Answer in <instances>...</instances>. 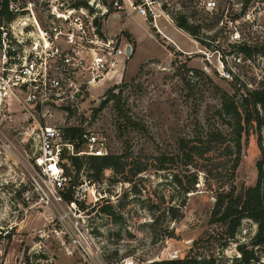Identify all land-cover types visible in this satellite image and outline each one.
Segmentation results:
<instances>
[{"label": "rangeland", "instance_id": "rangeland-1", "mask_svg": "<svg viewBox=\"0 0 264 264\" xmlns=\"http://www.w3.org/2000/svg\"><path fill=\"white\" fill-rule=\"evenodd\" d=\"M28 1L41 2L13 0L20 7ZM111 1L105 0L107 4ZM113 11L109 5L104 32L120 34L133 46L121 77L103 80L77 107L58 110L47 119L62 129L94 131L105 138L110 154L132 153L130 167H143L133 175L132 182H109L113 175L109 168L98 181L87 171L85 158L78 173L71 163L66 164L74 182L82 176L90 188L97 190L95 198L91 194L88 198V226L99 236L103 259L111 262L119 256L133 255L140 262L160 261L166 260L171 250L180 248L186 257L213 258L215 264H237L240 250L252 251L254 257L249 264H263L264 246L253 243L257 231L253 220L242 219L233 237L228 235L226 223L209 221L219 160L211 152L192 159L189 165L183 155L176 157L178 139L193 137L196 128L215 130L220 126L215 112L221 98L236 91L235 78H222L213 67L216 59L210 52L212 41L220 38L225 42L216 18L194 14L199 42L175 25L180 11L168 13L173 21L159 15L160 32L153 27L150 16L125 18L120 13V17H113ZM37 17L43 23V15L37 13ZM256 72L241 67L238 80L253 86L264 82V69L257 68ZM11 110L0 118V233L12 227L9 237L0 242V264H23L28 248L40 239L39 234L45 235L41 238L44 252L53 257L54 264H79L77 253L63 250L51 231L57 210L22 197L30 190L36 132L27 113L19 108ZM257 136L253 127L242 135L240 162L232 180L224 185L226 189L232 184L235 192L241 193L255 185L260 155ZM160 155L175 158L165 161V169H157L156 156ZM173 174L184 186L194 174L193 191L184 193L182 186L174 185ZM101 196L104 200L97 201ZM107 203L111 212L100 211ZM152 204H159L165 211L171 204L179 209L173 211L174 215L159 213L149 209Z\"/></svg>", "mask_w": 264, "mask_h": 264}, {"label": "built area", "instance_id": "built-area-1", "mask_svg": "<svg viewBox=\"0 0 264 264\" xmlns=\"http://www.w3.org/2000/svg\"><path fill=\"white\" fill-rule=\"evenodd\" d=\"M77 1L82 0L28 1L20 7L8 0V10L14 16L0 19V118L12 108H19L35 126L30 190L22 197L57 210L51 231L63 250L76 252L79 264H148L133 255L119 256L111 262L103 259L99 236L88 226V198L90 194L95 198L97 190L90 188L82 176L74 182L68 172L66 164L73 157L110 154L105 138L94 131L67 137L61 127L47 119L58 110L77 107L103 80L121 77L133 46L120 34L110 36L104 32L109 5L113 17H120V13L125 18L150 16L158 32L157 18L162 15L171 21L170 11H180L193 26L198 25L195 13L216 18L225 42L220 38L212 41L210 52L216 59L213 67L220 77L231 80L241 78V67L255 70V74L257 68L264 69V0H112L110 4L105 0H83L86 5H78ZM185 8L186 12L182 11ZM37 13L43 15V23ZM127 45L131 46L130 55L126 54ZM241 48L250 49L251 54L244 55ZM205 59L211 61L208 56ZM244 84L249 89L257 87ZM67 193L71 194L69 201ZM11 229L0 233L1 243ZM44 236L39 234L40 239L28 248L23 264H54L53 257L44 252ZM183 258L186 252L177 248L168 253L166 260Z\"/></svg>", "mask_w": 264, "mask_h": 264}, {"label": "trees", "instance_id": "trees-1", "mask_svg": "<svg viewBox=\"0 0 264 264\" xmlns=\"http://www.w3.org/2000/svg\"><path fill=\"white\" fill-rule=\"evenodd\" d=\"M8 3V0H0V19L10 20L14 16L8 10ZM76 4L86 5V2L82 0L77 1ZM174 23L178 28L201 42L197 34L198 25L188 24L182 15L176 18ZM241 49L244 55L251 54L250 49ZM234 81L236 82L235 86L237 85L236 91L231 95H223L220 106L215 112L220 126L215 130L196 128L193 137L178 139L176 157L177 155H183L184 158H187L186 164L189 165L192 159L200 158L202 155L211 152L219 160L217 170H215L218 185L214 188V202L210 210L209 221L211 223H226L227 233L230 237H233L241 220L244 218L251 219L257 224L253 243L264 246V82H259L256 88L249 89L237 78ZM249 127H253L258 134L257 142L260 155L256 161L257 178L254 186L244 188L241 193H238L235 192L232 184L228 189L224 185L229 183L235 175L241 156V138ZM63 130L67 137H73L81 132L75 127ZM84 158L87 163L85 166L87 171L98 181L103 180V173L108 168L113 172L109 182H132L133 175L143 170L141 166L132 169L130 167L132 153H124L120 155L73 157L71 165L76 173L84 166ZM174 158L173 155L168 157L165 155L156 156L157 169H165V161ZM206 173L211 174V170H207ZM73 181L75 180L73 179ZM171 181L176 186H182L184 193H188L193 191L196 177L192 174L191 179L188 180V184L185 186L177 174L171 176ZM65 198L69 201L71 194L67 193ZM102 199L104 200V198ZM167 207L165 211V208H161L159 204H152L149 209L159 213L172 212V215H174L173 211L179 206L175 207L171 204ZM99 209L105 213L111 212L109 203ZM253 257L252 251L240 250V257L236 258V261H238L237 264H249L250 259ZM148 264H215V260L213 258L186 257L177 260L152 261Z\"/></svg>", "mask_w": 264, "mask_h": 264}, {"label": "water", "instance_id": "water-1", "mask_svg": "<svg viewBox=\"0 0 264 264\" xmlns=\"http://www.w3.org/2000/svg\"><path fill=\"white\" fill-rule=\"evenodd\" d=\"M126 54L127 55H130L131 54V46L130 45H127L126 46Z\"/></svg>", "mask_w": 264, "mask_h": 264}, {"label": "crops", "instance_id": "crops-1", "mask_svg": "<svg viewBox=\"0 0 264 264\" xmlns=\"http://www.w3.org/2000/svg\"><path fill=\"white\" fill-rule=\"evenodd\" d=\"M124 25H126V23H124ZM109 34V33H108ZM115 33H113V34H109V35H114ZM107 81H109V80H107ZM108 86V84H106V86L105 87H107Z\"/></svg>", "mask_w": 264, "mask_h": 264}, {"label": "bare ground", "instance_id": "bare-ground-1", "mask_svg": "<svg viewBox=\"0 0 264 264\" xmlns=\"http://www.w3.org/2000/svg\"><path fill=\"white\" fill-rule=\"evenodd\" d=\"M202 52V51H201Z\"/></svg>", "mask_w": 264, "mask_h": 264}]
</instances>
